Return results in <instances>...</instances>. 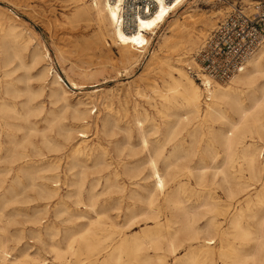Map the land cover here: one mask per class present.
<instances>
[{
  "label": "bare ground",
  "instance_id": "1",
  "mask_svg": "<svg viewBox=\"0 0 264 264\" xmlns=\"http://www.w3.org/2000/svg\"><path fill=\"white\" fill-rule=\"evenodd\" d=\"M76 1L84 17L112 33L124 60L137 61L187 0H154V11L140 17L133 31L123 24V0ZM198 22L211 25L208 18L170 25L172 35L162 45L170 80L166 91L155 88L153 95H145L152 113H141L136 102L133 118L123 126L109 101L102 107L81 101L86 107L74 109L72 118L80 122L74 127L64 123L67 110L46 111L34 93L20 86L23 78L13 77L16 60L36 68L49 52L39 46L31 50V39L18 24L0 20V264H49L41 251L53 252L63 264H70L68 253L81 251L89 257L111 251L86 264H169V255L172 264H200L201 258L213 264L215 251L226 264H264V45L226 85L202 75L203 90L189 75L188 67L194 66L184 68L180 52L197 48ZM96 42L100 46V34ZM50 76L51 96L59 87L67 93L63 77L51 68L36 75L43 81ZM90 128L98 142L88 139ZM56 129L58 137L52 135ZM100 132L108 137L106 143ZM65 148L63 167L49 154ZM40 201L55 203L51 218L73 224L64 236L66 247L56 241L50 224L33 231L41 241L38 252L19 247L22 231L12 233L11 225L22 218L37 224L51 219L48 204L33 211L19 207ZM142 221L152 224L121 234ZM104 229L120 233L116 246L103 245ZM229 236L236 242H227ZM180 251L186 252L179 256Z\"/></svg>",
  "mask_w": 264,
  "mask_h": 264
},
{
  "label": "rangeland",
  "instance_id": "2",
  "mask_svg": "<svg viewBox=\"0 0 264 264\" xmlns=\"http://www.w3.org/2000/svg\"><path fill=\"white\" fill-rule=\"evenodd\" d=\"M84 1L87 2L88 0ZM256 1L257 0H187L181 7L177 8L175 12L171 13L169 21L158 29L149 48L143 52L137 61L124 60L121 55L122 48L114 41L112 33L101 27L96 19L84 17L78 9L76 0H29L30 5L28 6L27 3L29 2L23 0H0V20L5 25L9 23V21L18 24L19 29L25 33L27 38L31 39L30 49L39 46L42 50H47L49 52L50 57L36 68L20 66L19 60H16L12 66V68L15 66L19 67L13 77L23 78L24 81L19 82L20 86L34 93L36 102L43 103L46 111L56 109L58 112H61L65 109V111L67 110V118L64 120V123H67L66 125L69 126L78 127L80 122L74 121L72 114L75 108L86 107L85 103L80 104L81 101L88 103L87 106L89 107L93 106L95 103L98 104L99 107H102L101 103L107 100L112 104L115 111H119L121 124L125 126L126 122L133 118L135 114L134 106L136 102L139 105L138 109L141 113H145L146 111L152 113L145 95H153V89L155 88L159 91H164L167 88V82L170 80V76L167 72L169 63L165 57L166 53L162 51V45L164 40L172 35L170 25L174 21L184 23L187 20H192L194 23V21L206 18L211 20L210 26L203 27L201 26V22L195 24V26H197V32L202 36L197 48L192 50H180L181 53L183 52L182 56L185 57L183 61L184 68L187 69V63H191L190 65L196 68L197 66L193 57L200 49L207 35L235 8L252 7ZM88 3H90V1H88ZM99 34L101 35V44L97 46L96 41ZM24 54L27 63H29V52L24 51ZM154 57H158V62L155 64L153 63ZM44 67L51 68V71L63 77L67 93L57 86L59 87V93L51 96V76L47 81L40 80L36 77L38 71H41ZM189 75L202 86V81L196 79L190 73ZM229 82L230 81L220 83L226 85ZM73 83L77 85L75 86ZM202 88L204 90V86H202ZM96 109L97 108L94 110ZM93 116H96V114ZM39 120H41L40 123L43 125L44 122L42 121V117H39ZM156 123L158 126H164L163 120L159 116H156ZM148 124L149 123H146L147 129L151 130V125ZM58 131L59 130L56 129V132L52 133V135L58 137ZM158 135H161V133L151 135V140L159 138ZM99 137L103 139L105 136L100 132ZM119 137L125 139V134L120 133ZM59 138L63 140L64 136H59ZM40 139L41 136L36 138V140ZM88 139L90 142H98V136L94 128L89 129ZM107 139L108 137H105L103 142L106 143ZM75 141L76 140L72 143ZM135 143L139 146V139L137 137H135ZM66 151L67 148L62 152L49 154L51 160L57 158L61 160L62 165H64L63 167H65L66 160L64 153H66ZM66 191V187L63 186L61 192L65 194ZM46 204H48L51 218L54 211V202L40 201L20 205L19 207L29 211L32 209L34 210V206L37 205L40 206V209L44 208ZM12 209L13 207L9 208V210ZM120 220L121 218L119 221ZM47 224L55 227L52 232L54 235L57 234L55 238L56 241H62L64 247H66L67 242L64 240V236L69 232L68 229L73 226L71 223L62 222L53 218L49 220L46 218L43 220L42 224H37L32 219L22 218L20 219V223L10 226V231L12 233L22 231L21 235L23 239L19 247H29L30 252L36 253L38 252L37 248L41 246V241L36 238L33 231ZM147 224L152 223H149V221H142L133 227L132 230H122L123 232H121V234L126 233L130 235L131 233L139 232L146 227ZM111 231L113 230L104 229L100 231L99 238L105 246L109 245L112 247L115 244L117 245L121 239L119 232L113 231V233H111ZM108 232H110V235ZM232 238L233 237L229 236L226 241L236 242V240ZM11 244L12 246L14 245L13 242ZM109 252L111 251H96L94 257H89L87 251H81L78 256L68 253L69 263L86 264L89 263L91 259L104 258ZM185 252L186 251H180L179 256ZM11 253L15 255L18 252L17 250H12ZM149 253L155 254L154 251ZM40 258H47L50 262L49 264L64 263L56 260L53 252L41 251ZM173 258V256L169 255V264H172ZM200 261V264H204L203 258H201ZM205 262L207 261L205 260ZM213 264H226L221 258L220 251H215L213 253Z\"/></svg>",
  "mask_w": 264,
  "mask_h": 264
},
{
  "label": "built area",
  "instance_id": "3",
  "mask_svg": "<svg viewBox=\"0 0 264 264\" xmlns=\"http://www.w3.org/2000/svg\"><path fill=\"white\" fill-rule=\"evenodd\" d=\"M123 24L133 31L140 17L155 9L154 0H123ZM264 45V0L252 7H237L204 39L188 71L202 81V75L220 82L230 81L242 72L249 59Z\"/></svg>",
  "mask_w": 264,
  "mask_h": 264
}]
</instances>
